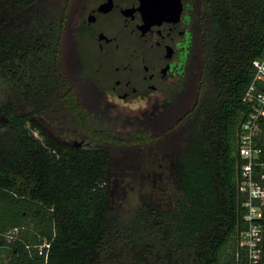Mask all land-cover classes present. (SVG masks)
<instances>
[{
  "label": "trees",
  "instance_id": "trees-1",
  "mask_svg": "<svg viewBox=\"0 0 264 264\" xmlns=\"http://www.w3.org/2000/svg\"><path fill=\"white\" fill-rule=\"evenodd\" d=\"M76 2L0 0L5 263L239 264L247 208L238 190L237 132L247 108L243 95L264 55V0H205L204 62L188 98L174 93L166 111L138 120L126 135L114 129L94 82L83 88L65 66L64 40ZM192 95L176 123L153 132L157 120ZM51 119L68 121L81 140L51 134ZM109 142L168 144L179 196L163 205L142 194L131 217L116 215Z\"/></svg>",
  "mask_w": 264,
  "mask_h": 264
},
{
  "label": "flooded vegetation",
  "instance_id": "flooded-vegetation-1",
  "mask_svg": "<svg viewBox=\"0 0 264 264\" xmlns=\"http://www.w3.org/2000/svg\"><path fill=\"white\" fill-rule=\"evenodd\" d=\"M181 1L178 23L160 22L154 0L84 1L77 12L96 46L100 100L150 98L166 111L174 93L188 98L204 62L205 0Z\"/></svg>",
  "mask_w": 264,
  "mask_h": 264
},
{
  "label": "rangeland",
  "instance_id": "rangeland-1",
  "mask_svg": "<svg viewBox=\"0 0 264 264\" xmlns=\"http://www.w3.org/2000/svg\"><path fill=\"white\" fill-rule=\"evenodd\" d=\"M83 4L82 0H77L72 6L71 22L64 40V60L68 71L74 78L81 79L77 81L86 88L85 85L93 83L90 75H93L91 72L97 67L98 54L95 44L80 24L81 17L77 10L81 9ZM155 101L150 98L123 100L110 96L101 99L100 103L104 112L108 113L107 117L116 123L113 126L116 132L126 135L138 120L145 121L152 115L162 114L163 107L155 106ZM184 101L176 103V107L173 108L174 114L166 115L156 121L158 123L154 125V133L165 131L176 123L180 115L194 101V95ZM109 122L108 119L105 120L106 125L112 126L113 123ZM46 124L51 134L58 138L81 140L79 134H71L73 129L68 121L57 123L51 119ZM109 143L115 156L110 169L109 184L111 206L116 215L126 219L131 217L141 207L142 194L154 196L163 205L179 196L170 174L169 154L166 152L168 144L141 147L131 143ZM4 249L0 251V264H7L5 263L7 259L4 260L2 255L3 253L7 255Z\"/></svg>",
  "mask_w": 264,
  "mask_h": 264
},
{
  "label": "built area",
  "instance_id": "built-area-1",
  "mask_svg": "<svg viewBox=\"0 0 264 264\" xmlns=\"http://www.w3.org/2000/svg\"><path fill=\"white\" fill-rule=\"evenodd\" d=\"M246 105L237 132L241 158L238 190L245 195L247 226L240 233L243 260L239 264H263L264 243V55L243 98Z\"/></svg>",
  "mask_w": 264,
  "mask_h": 264
},
{
  "label": "water",
  "instance_id": "water-1",
  "mask_svg": "<svg viewBox=\"0 0 264 264\" xmlns=\"http://www.w3.org/2000/svg\"><path fill=\"white\" fill-rule=\"evenodd\" d=\"M156 5L155 15L160 22H171L175 20L177 23L181 18L183 4L181 0H154ZM148 2V1H147Z\"/></svg>",
  "mask_w": 264,
  "mask_h": 264
},
{
  "label": "crops",
  "instance_id": "crops-1",
  "mask_svg": "<svg viewBox=\"0 0 264 264\" xmlns=\"http://www.w3.org/2000/svg\"><path fill=\"white\" fill-rule=\"evenodd\" d=\"M2 255H3V257H4V260L7 259V261H8L9 258L7 257V255H6L5 253H3Z\"/></svg>",
  "mask_w": 264,
  "mask_h": 264
}]
</instances>
